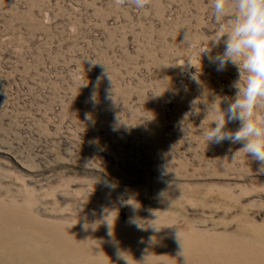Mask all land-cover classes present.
<instances>
[{
	"label": "rangeland",
	"instance_id": "374dc122",
	"mask_svg": "<svg viewBox=\"0 0 264 264\" xmlns=\"http://www.w3.org/2000/svg\"><path fill=\"white\" fill-rule=\"evenodd\" d=\"M221 22L212 0H0V264H264V173L205 135L238 79L203 53Z\"/></svg>",
	"mask_w": 264,
	"mask_h": 264
},
{
	"label": "clouds",
	"instance_id": "9594fccd",
	"mask_svg": "<svg viewBox=\"0 0 264 264\" xmlns=\"http://www.w3.org/2000/svg\"><path fill=\"white\" fill-rule=\"evenodd\" d=\"M127 2L143 9L150 0H114L116 6ZM212 4L217 22L229 15L231 19L226 26L220 23L218 38L213 40L216 46L223 42V52L213 55L211 49H205L203 53H207L209 63L215 64L217 71H224L229 64L234 66L238 79L231 85L236 90L234 97L225 98L227 107L220 103L212 108L216 116L211 124L215 126L205 135L208 142L241 144L233 159L243 151L260 165L257 171L264 173V0H212ZM233 121H238L240 127L226 129ZM117 256L131 264L119 249Z\"/></svg>",
	"mask_w": 264,
	"mask_h": 264
},
{
	"label": "bare ground",
	"instance_id": "6f19581e",
	"mask_svg": "<svg viewBox=\"0 0 264 264\" xmlns=\"http://www.w3.org/2000/svg\"><path fill=\"white\" fill-rule=\"evenodd\" d=\"M131 228V227H130Z\"/></svg>",
	"mask_w": 264,
	"mask_h": 264
}]
</instances>
